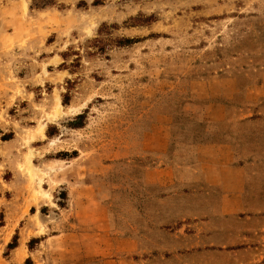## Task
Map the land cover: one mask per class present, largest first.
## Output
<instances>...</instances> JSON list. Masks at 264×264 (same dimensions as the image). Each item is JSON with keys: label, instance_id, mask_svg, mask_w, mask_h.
Segmentation results:
<instances>
[{"label": "rangeland", "instance_id": "1", "mask_svg": "<svg viewBox=\"0 0 264 264\" xmlns=\"http://www.w3.org/2000/svg\"><path fill=\"white\" fill-rule=\"evenodd\" d=\"M222 76L253 94L205 137L244 167L240 213L184 221L175 197L152 228L146 132L202 131L190 95ZM27 260L264 264V0H0V264Z\"/></svg>", "mask_w": 264, "mask_h": 264}, {"label": "crops", "instance_id": "2", "mask_svg": "<svg viewBox=\"0 0 264 264\" xmlns=\"http://www.w3.org/2000/svg\"><path fill=\"white\" fill-rule=\"evenodd\" d=\"M244 82L241 78L222 76L209 82L207 89L199 84L195 86V92L190 95L192 99L208 98L210 101L203 105L200 114L192 115L193 123L203 125V130H193L189 138L176 139L174 136L175 139H170V122L164 127H155L146 132L147 138L143 145L145 156L152 153L159 161L156 164L154 162L155 165L140 168L136 181L147 186H158L163 191L160 195L163 204H154L144 209L150 227L159 228L165 224V201L170 202L175 197L176 208L182 212L181 218L184 221L223 218L240 213L244 167L234 163L232 148L227 143L207 141L205 137L214 132V126L224 122L227 104H237L242 100H248L245 104L253 102V94L250 95L249 87ZM129 156H136L131 146ZM196 201L201 202L197 207L199 209L193 206ZM126 239L128 245L135 243L130 237ZM126 239L113 236L109 239L111 242L108 241L111 245L100 248L123 252Z\"/></svg>", "mask_w": 264, "mask_h": 264}, {"label": "trees", "instance_id": "3", "mask_svg": "<svg viewBox=\"0 0 264 264\" xmlns=\"http://www.w3.org/2000/svg\"><path fill=\"white\" fill-rule=\"evenodd\" d=\"M81 116H82V115H79L77 118L79 119V118H81ZM16 247H17V245H16V236H14V237H13V240H12V243H10V244L8 245V249H9V250H12V249H14V248H16ZM26 263L29 264L30 261L27 260Z\"/></svg>", "mask_w": 264, "mask_h": 264}]
</instances>
